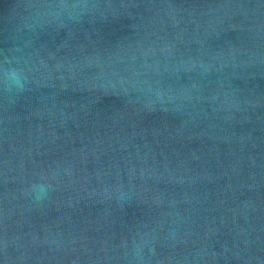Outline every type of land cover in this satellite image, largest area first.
Wrapping results in <instances>:
<instances>
[{
  "label": "water",
  "instance_id": "water-1",
  "mask_svg": "<svg viewBox=\"0 0 264 264\" xmlns=\"http://www.w3.org/2000/svg\"><path fill=\"white\" fill-rule=\"evenodd\" d=\"M0 264H264V0H0Z\"/></svg>",
  "mask_w": 264,
  "mask_h": 264
},
{
  "label": "clouds",
  "instance_id": "clouds-1",
  "mask_svg": "<svg viewBox=\"0 0 264 264\" xmlns=\"http://www.w3.org/2000/svg\"><path fill=\"white\" fill-rule=\"evenodd\" d=\"M5 79L10 88L19 89L23 86V77L19 72L15 70H9L8 72H6ZM39 191L43 192V187H40Z\"/></svg>",
  "mask_w": 264,
  "mask_h": 264
}]
</instances>
